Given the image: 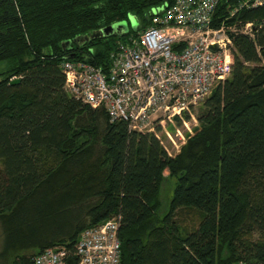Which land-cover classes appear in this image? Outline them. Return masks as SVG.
I'll use <instances>...</instances> for the list:
<instances>
[{"label":"trees","instance_id":"16d2710c","mask_svg":"<svg viewBox=\"0 0 264 264\" xmlns=\"http://www.w3.org/2000/svg\"><path fill=\"white\" fill-rule=\"evenodd\" d=\"M173 1L11 0L2 11L0 264L73 250L83 230L116 214L121 264H264V5L239 14L260 26L255 38L234 37L231 76L174 156L66 90L65 60L106 70L118 43ZM131 15L137 31L74 42Z\"/></svg>","mask_w":264,"mask_h":264},{"label":"built area","instance_id":"2783aa9c","mask_svg":"<svg viewBox=\"0 0 264 264\" xmlns=\"http://www.w3.org/2000/svg\"><path fill=\"white\" fill-rule=\"evenodd\" d=\"M223 1L228 8L217 15ZM262 5L264 0H174L160 5L149 12L146 29L118 43L106 70L84 60H65L66 90L93 108H104L111 121H124L130 131L153 133L161 140L160 127L177 118L184 121V115L231 76L234 37L255 38L260 27L254 30L255 23H244L239 14ZM117 216L122 217L116 214L81 232L72 254L63 248L44 250L31 263L121 264Z\"/></svg>","mask_w":264,"mask_h":264},{"label":"rangeland","instance_id":"374dc122","mask_svg":"<svg viewBox=\"0 0 264 264\" xmlns=\"http://www.w3.org/2000/svg\"><path fill=\"white\" fill-rule=\"evenodd\" d=\"M139 28V18L134 17L131 18L129 20V22H126V27H125V31H137ZM111 42L113 43V38H110ZM115 39H119V36L116 35ZM203 104H200L198 106H196L195 108H193L191 110V114H190V119L187 120V118L184 115V121H182L181 123H179L177 120H173V122H169L168 124L165 125V127H160V129H158V134L161 137V141L163 142L164 146L168 149V153H170L172 156L176 155L177 153H179L183 147V145L187 142L189 135H191L195 129V127H197L199 125L198 119H197V112L201 109V106ZM177 130L181 131V134H177ZM176 142V144L178 145V150L177 147L175 146L174 142ZM167 174V172H166ZM165 189H167V186L165 187ZM195 216V215H194ZM196 217V216H195ZM194 217V218H195ZM194 220L197 221L196 219H191V222H193ZM2 229L0 226V248H1V241H2ZM255 236H258V233L255 234Z\"/></svg>","mask_w":264,"mask_h":264},{"label":"water","instance_id":"95a60500","mask_svg":"<svg viewBox=\"0 0 264 264\" xmlns=\"http://www.w3.org/2000/svg\"><path fill=\"white\" fill-rule=\"evenodd\" d=\"M134 17H135L134 15H131L130 19L134 18ZM126 22L127 21H120V22L113 23V24L108 25V26H106V27H104L102 29L94 31L91 34H87L85 36H81V37L75 38L74 42L82 43V42L89 41L90 39L96 38V37L109 36V35H112V34H115V33L122 34L123 32H125ZM257 28H258V25H255L253 27L254 30H256ZM70 43H71V41H68L67 45H70ZM212 48L216 49V46H212ZM18 82H20V78H14L11 81V84H16Z\"/></svg>","mask_w":264,"mask_h":264},{"label":"bare ground","instance_id":"6f19581e","mask_svg":"<svg viewBox=\"0 0 264 264\" xmlns=\"http://www.w3.org/2000/svg\"><path fill=\"white\" fill-rule=\"evenodd\" d=\"M116 220L119 222V224H121V217L120 216H117L116 217ZM101 224H104V223H101ZM97 226V225H96ZM92 227H94V226H92ZM113 227V226H112ZM115 227V226H114ZM90 228V227H89ZM86 229H88V228H86ZM85 229V230H86ZM84 231V230H83ZM82 231V232H83ZM77 243H78V240H77V242H76V244H75V246H74V249L73 250H71V249H69L68 247H66L65 245H56V246H52V247H48V248H46L45 250H57V249H59V248H63V249H66V251L68 252V254H72L75 250H76V245H77ZM44 251V250H43ZM35 257V256H34ZM33 257V258H34ZM33 260V259H32ZM32 262V261H31ZM30 264H32V263H30Z\"/></svg>","mask_w":264,"mask_h":264},{"label":"flooded vegetation","instance_id":"af4514ba","mask_svg":"<svg viewBox=\"0 0 264 264\" xmlns=\"http://www.w3.org/2000/svg\"><path fill=\"white\" fill-rule=\"evenodd\" d=\"M11 0H0V16L3 15L2 11H7L10 9ZM2 13V15H1Z\"/></svg>","mask_w":264,"mask_h":264}]
</instances>
